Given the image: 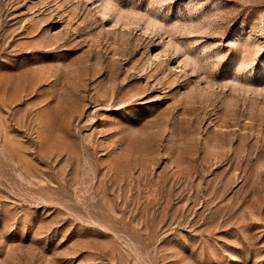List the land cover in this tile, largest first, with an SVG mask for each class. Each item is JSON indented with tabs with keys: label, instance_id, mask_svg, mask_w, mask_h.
Listing matches in <instances>:
<instances>
[{
	"label": "rangeland",
	"instance_id": "1",
	"mask_svg": "<svg viewBox=\"0 0 264 264\" xmlns=\"http://www.w3.org/2000/svg\"><path fill=\"white\" fill-rule=\"evenodd\" d=\"M0 264H264V0H0Z\"/></svg>",
	"mask_w": 264,
	"mask_h": 264
}]
</instances>
